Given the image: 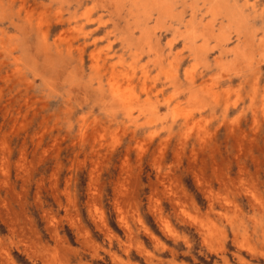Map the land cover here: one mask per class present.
I'll return each mask as SVG.
<instances>
[{"label": "rangeland", "instance_id": "rangeland-1", "mask_svg": "<svg viewBox=\"0 0 264 264\" xmlns=\"http://www.w3.org/2000/svg\"><path fill=\"white\" fill-rule=\"evenodd\" d=\"M139 1L0 0V264H264V0Z\"/></svg>", "mask_w": 264, "mask_h": 264}, {"label": "bare ground", "instance_id": "bare-ground-1", "mask_svg": "<svg viewBox=\"0 0 264 264\" xmlns=\"http://www.w3.org/2000/svg\"><path fill=\"white\" fill-rule=\"evenodd\" d=\"M106 1H107V0H105V2H106ZM109 1H110V0H109ZM144 1H147V0H144ZM144 1H143V2H144ZM122 2H123V1H122ZM122 2H121V3H122ZM133 2H134V1H133ZM133 2H132V3H133ZM137 2L140 3L139 0H135V3H134V4H137ZM147 2H148V1H147ZM145 3H146V2H145ZM168 3H169V2H168ZM134 4H130V6H131V5H134ZM140 4H141V3H140ZM140 4H139V5H140ZM147 4H148V3H147ZM114 5H115V3H114ZM116 5H117V4H116ZM144 5H145V4H144ZM163 5H164V4H163ZM202 5H203V4H202ZM117 6H118V5H117ZM150 6L152 7V5H150ZM210 6H211V5H210ZM220 6H221V5H220ZM119 7H120V6H119ZM122 7H123V6H122ZM154 7H155V6H154ZM115 8H116V7H115ZM166 8H167V7H166ZM215 8L217 9L218 7H215ZM116 9H118V8H116ZM120 9H121V8H120ZM209 9H210V8H209ZM216 9H215V10H216ZM221 10H222V9H221ZM225 10H226V9H225ZM230 10H231V9H230ZM195 11H196V10H195ZM211 11H212V10H211ZM218 11H219V10H218ZM226 11H227V10H226ZM142 12H143V11H142ZM162 12L164 13V11H162ZM216 12H217V10H216ZM233 12H234V11H233ZM133 13H134V12H133ZM149 13H150V12H149ZM207 13H208V12H207ZM159 14H160V13H159ZM218 14H219V13H218ZM220 14H221V13H220ZM224 14H225V13H224ZM230 14H231V13H230ZM122 15H123V14H122ZM236 15H237V14H236ZM233 16H234V15H233ZM240 17H241V16H240ZM247 18H248V17H247ZM131 19H132V18H131ZM143 19H144V18H143ZM230 20H231V19H230ZM134 21H135V20H134ZM187 21H189V20L187 19ZM187 21H186V22H187ZM203 21H204V20H203ZM232 21H233V20H232ZM138 22H139V19H138ZM184 22H185V21H184ZM230 22H231V21H230ZM129 23H131V21H130ZM202 23H203V22H202ZM204 23H205V22H204ZM223 23H224V22H223ZM235 23H238V21L235 22ZM242 23H243V22H242ZM230 24H231V23H230ZM204 27H205V26H204ZM211 28H212V27H211ZM137 29H138V28H137ZM200 29H201V28H200ZM66 30H67V29H66ZM212 30H213V29H212ZM216 30H217V29H216ZM216 30H215V31H216ZM222 30H223V29H222ZM185 31H186V30H185ZM215 31H214V32H215ZM152 34H153V33H152ZM65 35H66V34H65ZM207 35H208V34H207ZM149 36H150V34H149ZM149 36H148V37H149ZM208 36H209V35H208ZM185 37H186V36H185ZM257 37H258V36H257ZM150 38H151V36H150ZM167 42H168V41H167ZM234 42H235V41H234ZM127 43H128V42H127ZM223 43H224V42H223ZM244 43H246V42H244ZM149 45H150V44H148V46H149ZM193 45H194V44H193ZM126 46H130V45L127 44ZM154 46H155V45H154ZM69 47H70V46H69ZM189 47H190V46H189ZM259 47H260V46H259ZM70 48H71V47H70ZM70 48H69V49H70ZM81 48H82V47H81ZM152 48H153V47H152ZM219 48H220V47H219ZM47 49H48V48H47ZM229 49H230V48H229ZM66 50H67V49H66ZM66 50H65V51H66ZM106 50H107V49H106ZM197 50H198V49H197ZM69 51H70V50H68L67 53H69ZM95 52H96V51H95ZM195 52H196V51H195ZM224 52H225V51H224ZM247 52H248V51H246V53H247ZM47 53H48V52H47ZM219 53H220V52H219ZM235 53H236V52H235ZM45 54H46V53H45ZM64 54H65V52H64ZM80 54H81V53H80ZM89 54H90V53H89ZM244 54H245V53H244ZM46 55H48V54H46ZM57 55H58V54H57ZM247 55H248V53H247ZM251 55H252V54H251ZM66 56H67V54H66ZM76 56H77V54H76ZM248 56H249V55H248ZM106 57H107V56H106ZM251 57H252V56H251ZM251 57H250V58H251ZM46 58H47V57H46ZM56 58L58 59V56H56ZM109 58H110V57H109ZM54 59H55V58H54ZM60 59H61V57H60ZM60 59H59V60H60ZM246 59H247V58H246ZM50 60H52V58H51ZM55 60H56V59H55ZM80 60H81V59H80ZM105 60H106V59H105ZM79 62H80V61H79ZM104 62H105V61H104ZM239 62H240V61H239ZM246 63H247V62H246ZM54 66H55V65H54ZM193 68H194V67H193ZM243 68H244V67H243ZM191 70H192V69H191ZM241 72H242V71H241ZM114 84H115V83H114ZM119 84H120V83H119ZM114 86H115V85H114ZM126 86H129V85H126ZM253 86H254V85H253ZM117 88H121V87H117ZM126 88H127V87H126ZM113 90H114V89H113ZM124 90H125V89H124ZM118 91H119V90H118ZM119 93H121V92H119ZM127 93H129V92H127ZM129 95H130V94H129ZM225 95H226V94H225ZM120 97H121V96H120ZM118 99H119V98H118ZM127 99H128V98H127ZM114 102H115V101H114ZM192 107H193V106H192ZM109 109H110V108H109ZM151 133H152V132H151ZM5 173H6V172H5ZM254 199H255V198H254ZM175 203H176V202H175ZM257 205H258V204H257ZM98 214H99V213H98ZM121 219H122V218H121ZM103 221H104V220H103ZM124 224H125V223H124Z\"/></svg>", "mask_w": 264, "mask_h": 264}]
</instances>
